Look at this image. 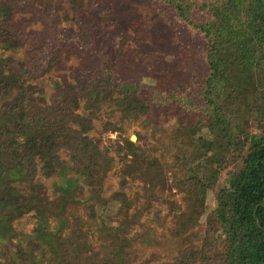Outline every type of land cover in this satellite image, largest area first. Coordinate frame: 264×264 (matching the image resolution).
Here are the masks:
<instances>
[{
  "label": "trees",
  "instance_id": "1",
  "mask_svg": "<svg viewBox=\"0 0 264 264\" xmlns=\"http://www.w3.org/2000/svg\"><path fill=\"white\" fill-rule=\"evenodd\" d=\"M161 3L173 23L197 40L200 61L190 81L165 80L162 87L147 89L138 81H120L127 64L135 65L119 50L114 59L126 66L118 73L117 63L94 52L81 8L76 9L77 31L57 26L58 0H0V47L30 45L23 58L0 55V264H135L133 243L140 232L133 226L158 190L172 189L184 200L182 208L168 202L174 233L188 244L178 247L170 264H264V0ZM15 9H31L42 27L26 30L25 20L13 19ZM62 49L80 55L71 80H54L49 91L30 82L61 66ZM130 51L140 62L151 55ZM200 66L204 73L194 76ZM167 88L170 94L161 97ZM115 92L125 116L157 106L176 113L167 146L172 160L160 162L125 139L118 188L103 197L112 158L87 132L99 106ZM80 99L91 110L76 112ZM108 129L114 124L106 122L102 131ZM69 171L74 176H66ZM38 172L57 176L60 194L52 199L42 194ZM128 179L141 182L139 207L124 193ZM209 191L215 200L210 212ZM79 204L85 219L77 215ZM29 211L34 227L17 233L12 221ZM50 217L55 219L51 226ZM93 237L99 241L96 249ZM195 239L215 253L195 262Z\"/></svg>",
  "mask_w": 264,
  "mask_h": 264
},
{
  "label": "rangeland",
  "instance_id": "2",
  "mask_svg": "<svg viewBox=\"0 0 264 264\" xmlns=\"http://www.w3.org/2000/svg\"><path fill=\"white\" fill-rule=\"evenodd\" d=\"M79 3L80 5L77 6L78 4L72 0H58L60 7L57 26L72 27L80 31L81 20L78 19L76 9L81 8V13L94 36V52L103 54L109 64L117 63L115 69L117 73L120 68L125 69L126 65L122 60L117 62V59H114V53L119 54L116 50L120 51L121 57L131 59L135 65L127 64L130 68L124 74L121 71L120 81L122 79L138 81L144 83L147 89L159 88L164 85L165 80L186 79L190 76L193 66L197 68L196 63L200 61L196 55L197 40L184 28L173 23L171 12L162 5L161 0H79ZM13 19L25 20L26 30H38L42 27V22L34 17L31 9L25 11L15 9ZM29 47L28 44L21 48L0 47V55L23 58ZM132 48L143 49L151 55L140 62L141 58L135 52L130 51ZM79 65V54L72 53L69 49H62L61 66L30 79V82L47 91L52 90L54 80H62L63 77L71 80V69ZM203 73L204 69L201 66L193 71L194 76H200ZM147 89L144 91L145 95H148ZM178 93L184 95V88L178 89ZM169 94L167 88L161 93V97ZM119 97L120 94L115 92L111 99L99 106L96 112L97 117L93 119V129L87 132V135L92 137L100 148H106L107 154L112 158L111 166L102 184L101 195L103 197H107L118 188L121 156L126 149L124 140L129 139L130 136L135 135L132 142L148 156L155 157L163 163L172 160V154L167 151V146L176 124V113L170 111L169 108L157 106L147 114L125 116L118 106ZM78 104L76 112L83 113L91 110L85 104L84 99H80ZM106 122L114 124L115 129L103 132L102 128ZM59 153L63 159L67 160L66 151L60 149ZM66 176H74V174L69 171ZM167 176L168 180L172 179L169 172ZM35 180L41 185V192L48 199L60 194V190L56 187L59 182L57 176L46 177L38 172ZM15 184L24 188L18 182ZM140 186V180L128 179L124 188V193L134 202L135 208L143 202L139 196ZM169 201L175 202L181 208L184 207L182 193L175 189L170 192L158 190L157 199L153 205L142 213L139 223L133 226V231L140 232V239L133 243L135 264H141L143 261L147 264H170L173 255L178 252V247L188 244V242L179 240V236L174 233ZM208 203V212H210L215 207L211 191L208 192ZM130 210L132 211L133 207ZM77 215L82 219L86 218L82 204L77 206ZM206 216L207 214L203 215L201 220H204ZM54 222L55 219L50 217V226ZM34 224L33 211L12 221V226L17 233L31 232ZM191 243L198 247L195 262L215 253L209 247H201L198 239L192 240ZM92 244L96 249L99 241L93 237Z\"/></svg>",
  "mask_w": 264,
  "mask_h": 264
},
{
  "label": "water",
  "instance_id": "3",
  "mask_svg": "<svg viewBox=\"0 0 264 264\" xmlns=\"http://www.w3.org/2000/svg\"><path fill=\"white\" fill-rule=\"evenodd\" d=\"M129 139L133 141L135 139V135L130 136Z\"/></svg>",
  "mask_w": 264,
  "mask_h": 264
}]
</instances>
